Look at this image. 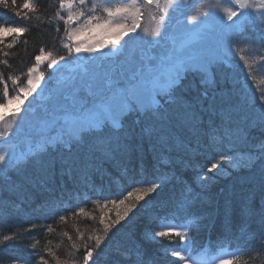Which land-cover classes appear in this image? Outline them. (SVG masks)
I'll list each match as a JSON object with an SVG mask.
<instances>
[{"label":"snow or ice","instance_id":"1","mask_svg":"<svg viewBox=\"0 0 264 264\" xmlns=\"http://www.w3.org/2000/svg\"><path fill=\"white\" fill-rule=\"evenodd\" d=\"M0 6L21 22H0V65L7 70H0V197L26 184H47L59 174L77 186V196L100 210V227L91 234L86 236L76 227L74 240L68 232L62 233L70 242L71 259L61 260L51 246L43 251L55 264H97L112 238L139 218L144 231L138 234L129 228L125 234L126 255H121L126 264H154L142 241L158 238L179 241L166 253L170 264H235L232 258L217 259L209 248L196 245L194 236L202 217L195 206L201 193L183 177L188 169L195 170L193 183L203 189L212 179L209 174L227 165L230 171L242 170L264 202V93L251 99L246 95L220 98L211 91L218 83L220 66L228 65L233 55L243 61L249 78L254 68L264 70V0H203L195 12H190L191 0H52L47 7L40 0H0ZM146 14L151 26L144 28ZM33 19L45 30L52 27L53 40L67 41L65 55L42 45L26 71L12 74L13 53L3 49H13L22 36L39 29ZM85 33L95 43H73ZM141 33L143 46L125 51L127 42L121 41ZM97 46L109 48L111 58L106 63L91 62L49 93V104L30 126L27 146L20 150L16 141L25 134V116L30 113L20 106L8 111L10 106L23 104L38 88V95L44 92L40 87L44 68L59 65V71L72 63L70 58L78 59L76 54L94 53ZM254 129L261 134L254 136ZM145 141L153 146L155 162L125 167L114 182L120 186L107 190L112 198L98 191L97 161L138 157ZM201 155H206V161L198 164ZM92 196L97 198L89 200ZM82 213L80 207L72 215ZM66 219L59 216L60 221ZM260 223L264 225V206ZM19 235H4L0 243L17 241ZM37 243L29 246L28 256H18L12 264H49ZM216 243L220 255L233 245L227 236ZM250 247L235 244L233 255ZM261 249L264 238L255 248Z\"/></svg>","mask_w":264,"mask_h":264},{"label":"trees","instance_id":"2","mask_svg":"<svg viewBox=\"0 0 264 264\" xmlns=\"http://www.w3.org/2000/svg\"><path fill=\"white\" fill-rule=\"evenodd\" d=\"M113 1V0H111ZM42 5L47 7L52 0H40ZM0 22L21 23L7 9L0 6ZM32 24H38L39 29H34L21 37V42L13 49L6 47L3 51L13 53L10 63L13 65L12 74H19L20 70L26 71L34 62V56L40 46L46 45L54 51V54L64 55L66 50L63 47L64 41L61 39L53 40L55 35L51 26L45 30L43 24L33 19ZM62 23V22H61ZM63 32L60 33V37ZM27 40V43H23ZM10 42L6 40L5 43ZM250 53L245 52V55ZM254 55V54H251ZM45 69V68H44ZM0 70H5L0 65ZM10 91L14 92L11 81L9 80ZM195 87L200 90L197 83ZM214 91L220 98L237 95H246L250 99L258 97L264 93V70L254 68L251 78L247 74V69L243 61L237 55H233L228 65H221L218 71V83ZM197 92H193L196 95ZM3 100V87L0 85V102ZM259 103V101H256ZM254 136H259L260 130L254 129ZM155 152L151 143L145 141L140 145L138 157L124 158L117 156L115 159L105 160L101 158L97 163L100 171L94 175L97 190H104L108 198L107 190L109 187L116 189L118 186L115 181L120 179L121 171L127 167L138 168L141 164L147 166L145 162H155ZM206 161V155H201L198 164ZM212 179L201 189L193 181L197 180V172L188 169L184 179L193 184L197 192L201 193V199L196 203V209L202 217L200 230L195 234L196 245L203 247L207 242L216 243L220 238L227 236L233 241V245H249L238 256L235 257V264H264V249L255 250L256 246L264 238V225L260 223V214L264 202L261 201L259 192L253 190L246 181V174L241 171H230L227 165L223 166L222 171L215 174L210 173ZM14 179L18 177L13 174ZM103 186V189L101 188ZM77 187L66 176L61 177L57 174L53 181L47 184L37 183L35 186L26 184L23 189L9 190L0 197V241L4 235H11L19 232L17 241L0 243V264H12L16 257H26L30 254L29 246L37 241V250L40 251L49 264H55V260L43 251L45 246H51L61 260L71 259L69 256L70 242L67 237L62 235L68 232L75 236V228H80L86 236L91 234L90 230L100 227L97 223L100 210L99 206L91 202H84V198L75 194L74 188ZM81 190H83L81 188ZM250 195L252 198L250 199ZM59 198V199H58ZM97 197H89L95 200ZM62 199V203L60 202ZM46 201L48 203H46ZM56 202L53 204V202ZM83 207L84 213L74 216L72 213L76 209ZM67 217L66 221H60L59 216ZM142 215V214H141ZM95 216L96 219H92ZM138 219H134L131 225L121 229L108 246L103 249L97 259V264H126L124 259L126 238L128 229L141 233L144 231L142 224L138 225ZM36 224V228H31ZM51 227L52 232L47 229ZM151 227H155L152 225ZM29 229H31L29 231ZM159 230V229H157ZM51 241V245H48ZM77 242H79L77 240ZM144 248L148 255L154 257V264H170L171 258L167 252L179 244L178 239L168 241L166 238H158L156 241L143 240ZM217 243L216 246L217 247ZM124 254V255H121ZM82 255V251L76 256Z\"/></svg>","mask_w":264,"mask_h":264},{"label":"rangeland","instance_id":"3","mask_svg":"<svg viewBox=\"0 0 264 264\" xmlns=\"http://www.w3.org/2000/svg\"><path fill=\"white\" fill-rule=\"evenodd\" d=\"M112 3H117L119 0H113ZM192 7L190 9V12H195L196 8L201 6L203 3V0H191ZM151 26L150 17L148 14L145 15V17L142 20V27L147 28ZM140 32V30H138ZM141 35L137 34H130L129 36H126L124 38V41H121L122 44L126 43L125 51H135L139 47L143 46V40L141 39ZM108 41H111L112 37H106L105 38ZM144 39H149L145 37ZM79 42H85L86 44H92L95 43L94 39H90L88 34L85 33L84 35L79 37L78 41H73V43H79ZM64 43H67L65 40ZM97 51L94 53H88V52H81L79 54H76L78 56V59L70 58L72 59V63L68 64L66 67L61 68L59 71L56 69L60 66H55L54 69L48 70L43 69L45 72V79L43 82H41L40 87L44 89V92L42 94H37L40 92V89H37V93H34L32 96H30L27 100L24 101L23 104H20V102H14L13 105L10 106L8 111H11L12 108H15L17 106H20L22 108H27L29 110V115L25 116V126L22 129V132L25 134H22L16 141L18 148L20 150H23L26 148L25 141L27 140L26 133L30 130V126L34 125L38 117L43 114V111L45 107L49 104V93H54L56 90L61 88L67 78L70 75H75L82 71L85 67H88L91 62H95L96 64L100 63H106L111 58V50L107 47L105 48H99L97 46ZM254 54L250 53L249 55ZM65 55V54H64ZM51 76V79H49ZM23 99V97H22ZM23 114V113H22ZM0 130H3V125L0 124ZM217 259L219 258H233L237 253L233 255L232 249H225L223 255H220L218 252Z\"/></svg>","mask_w":264,"mask_h":264}]
</instances>
